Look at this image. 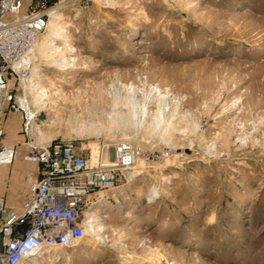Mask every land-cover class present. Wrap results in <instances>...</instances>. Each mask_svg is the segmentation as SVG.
Returning <instances> with one entry per match:
<instances>
[{
    "label": "rangeland",
    "instance_id": "1",
    "mask_svg": "<svg viewBox=\"0 0 264 264\" xmlns=\"http://www.w3.org/2000/svg\"><path fill=\"white\" fill-rule=\"evenodd\" d=\"M49 12L43 36L54 43L33 51L49 96L38 103L25 90L36 110L28 135L20 113L1 121L13 163L34 169L26 146L51 139L87 154L121 139L169 154L137 158L129 180L91 195L103 243L91 247L87 231L34 264H264V0H58ZM126 84L137 111L147 107L141 123L124 122ZM121 113L110 130L90 127ZM26 181L0 176L7 207L19 206Z\"/></svg>",
    "mask_w": 264,
    "mask_h": 264
},
{
    "label": "built area",
    "instance_id": "2",
    "mask_svg": "<svg viewBox=\"0 0 264 264\" xmlns=\"http://www.w3.org/2000/svg\"><path fill=\"white\" fill-rule=\"evenodd\" d=\"M57 3L0 0V167L16 155L15 145L3 139L6 111L20 113L24 135L32 130L36 110L24 88L34 68L36 43ZM9 77L20 82V93L12 91ZM168 154L140 153L125 139L103 143L95 160L70 139L27 145L23 159L37 164L34 179L16 208L7 207L0 196V264H34L45 253L74 248L86 236V212L95 201L91 195L128 180L126 172L137 158L158 161Z\"/></svg>",
    "mask_w": 264,
    "mask_h": 264
},
{
    "label": "bare ground",
    "instance_id": "3",
    "mask_svg": "<svg viewBox=\"0 0 264 264\" xmlns=\"http://www.w3.org/2000/svg\"><path fill=\"white\" fill-rule=\"evenodd\" d=\"M53 11H51V14H52ZM55 13L57 14L55 17H57V18H61L62 17L61 12H57L56 11ZM50 20H49V23H50ZM60 31H66V29H63V27H60ZM52 34H54V36L55 35L57 36L59 34V31L56 30V31L52 32ZM60 38L62 40H65V39L68 38V34L65 33L64 36H62ZM52 43H54V42L53 41H50L49 38H46V36H43L42 35L40 37V39L37 41V43H36V49L38 50V53L39 54L41 53L42 55H44L45 54L44 53V50L45 49H43V48L46 47V46H51ZM56 46H58V45H54V46L52 45V48H54V50H55V47ZM36 71H39V67H37L36 62H34V68H33L32 74H31V76L29 78V81H28V83H27V85H26V87L24 89L25 90L27 89L28 92H30V93L31 92H35V94H36V96H35L36 97L35 102L41 103L40 102L41 99H43L45 97H48L49 94L46 92V88L45 87H37L38 86L37 83H36V79L37 78L34 75L36 73ZM123 87L125 88V93H126L125 94L126 96H125L124 101L126 100L125 102H127L126 104H128V108H127V112H126L127 114L125 115L124 122L125 123H129L130 122V123H135V124L137 122L141 123L142 120H144V117L147 115V107H146V105H142L139 108L140 110L137 111V104L138 103L136 104V101H135V98H134L135 97L134 96V94H135V86L132 85V84H129V85L126 84V85H123ZM111 88H114V91H111V92L114 93V95L116 96L115 98L117 99V95H118L117 94V88L116 87H111ZM122 98H120V99H122ZM45 102L46 101H44V103ZM115 109H116L115 106H113L111 108V110H113V111H115ZM108 117H109V120H110V122H109L108 125L104 126L102 123H99V124L94 123V124H90V127H92L93 129H95L96 131H99L103 127L104 128H109L108 130H110L111 126L113 125V124L111 125V123L118 124V122L120 121L118 118L119 117H120V119L123 118L122 113L119 114V115L118 114H115V115L109 114ZM116 127H117V125H116ZM90 148H91V150H90L91 158H92V160H95L98 157V155H99L100 146L97 145V143H91L90 144ZM109 150H110V148H109ZM140 166H142V162L141 161H139L137 165H133L131 168H136V167H140ZM132 172H135V174H137L139 172V169H134V170H132ZM126 177L128 178V180L131 178L130 175H129V173H128V171L126 172ZM156 193H157L156 192V188H152L151 189V195L150 196H154V194L156 195ZM91 213L92 212L90 210H88L86 212V217H85V219H86L85 232L86 233H87V231L94 232V238H95L96 241L89 242V244L91 243L90 244L91 247H94V245H95L96 242L103 243L105 241V236L103 234H101V232L104 230V226H102L100 224L96 225V223L94 222L95 218H94V216L90 215ZM54 253H55V251L49 252V253H45L44 255H48V257H49L50 255H52ZM32 260L34 261L35 259H32Z\"/></svg>",
    "mask_w": 264,
    "mask_h": 264
},
{
    "label": "crops",
    "instance_id": "4",
    "mask_svg": "<svg viewBox=\"0 0 264 264\" xmlns=\"http://www.w3.org/2000/svg\"><path fill=\"white\" fill-rule=\"evenodd\" d=\"M25 166L22 163H11L10 165H3L0 167V176L7 174L10 180H27L25 185H28V180H33L35 177V170ZM27 186H25L26 189Z\"/></svg>",
    "mask_w": 264,
    "mask_h": 264
},
{
    "label": "water",
    "instance_id": "5",
    "mask_svg": "<svg viewBox=\"0 0 264 264\" xmlns=\"http://www.w3.org/2000/svg\"><path fill=\"white\" fill-rule=\"evenodd\" d=\"M186 151H188V148H186Z\"/></svg>",
    "mask_w": 264,
    "mask_h": 264
}]
</instances>
